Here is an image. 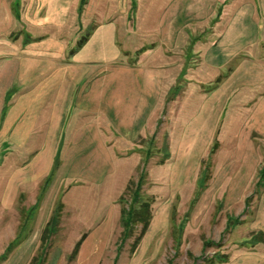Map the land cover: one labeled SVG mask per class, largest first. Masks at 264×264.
Masks as SVG:
<instances>
[{
	"label": "crops",
	"instance_id": "1",
	"mask_svg": "<svg viewBox=\"0 0 264 264\" xmlns=\"http://www.w3.org/2000/svg\"><path fill=\"white\" fill-rule=\"evenodd\" d=\"M151 141L173 191L211 169L196 210L217 192L243 207L257 192L244 221L264 246V0H0L9 206L108 184L120 152Z\"/></svg>",
	"mask_w": 264,
	"mask_h": 264
},
{
	"label": "rangeland",
	"instance_id": "2",
	"mask_svg": "<svg viewBox=\"0 0 264 264\" xmlns=\"http://www.w3.org/2000/svg\"><path fill=\"white\" fill-rule=\"evenodd\" d=\"M158 147L151 141L149 150L133 146L120 152L123 161L108 184L73 186L51 205L45 201L42 209L23 206L32 202L26 198L18 206L7 204L9 166L1 165L0 264H232L243 255L264 254V246L251 239L249 221H244L257 192L245 201L246 207L241 202L227 204L226 193L217 192L210 206L196 210L212 180L211 169L204 170V179L192 176L173 191L167 162L156 159L164 155ZM259 178L264 179V171ZM148 221L153 222L151 233L132 250ZM79 228L102 230L93 240L82 234L86 239L74 255L80 239L73 236L80 235Z\"/></svg>",
	"mask_w": 264,
	"mask_h": 264
},
{
	"label": "trees",
	"instance_id": "3",
	"mask_svg": "<svg viewBox=\"0 0 264 264\" xmlns=\"http://www.w3.org/2000/svg\"><path fill=\"white\" fill-rule=\"evenodd\" d=\"M149 226V221L145 223V225H143V229L141 231V234L139 235V237L135 240V242L133 243V246H132V250H135L137 248V246L139 245L143 235L145 234L147 228ZM125 231V230H124ZM125 239V238H124ZM84 239H80L79 242L77 243L75 249H74V255H77L78 252H79V249H80V246L82 244ZM17 241V240H16ZM125 241V240H124Z\"/></svg>",
	"mask_w": 264,
	"mask_h": 264
}]
</instances>
